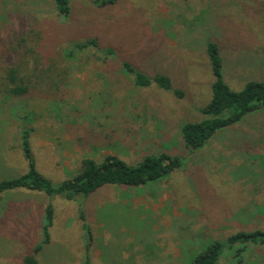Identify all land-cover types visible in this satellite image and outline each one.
<instances>
[{
    "label": "rangeland",
    "instance_id": "obj_1",
    "mask_svg": "<svg viewBox=\"0 0 264 264\" xmlns=\"http://www.w3.org/2000/svg\"><path fill=\"white\" fill-rule=\"evenodd\" d=\"M101 1L71 0L63 19L52 0H0V181L26 170L23 128L32 130L37 169L56 185L77 174L84 158L101 164L114 155L135 165L155 153L182 157V167L160 183L109 186L80 198L94 238L92 264H192L213 240L264 230V112L217 132L198 151L186 148L180 131L203 119L212 98L209 41L219 47L232 90L264 82V0ZM94 38L118 62L168 76L184 97L138 88L117 61L103 64L92 52L67 59L73 43ZM13 66L30 77L26 96L4 93ZM20 191L0 195V264H23L41 242L50 201L51 242L39 264H81L78 204ZM23 203L27 222L17 216ZM218 264L239 263L230 254ZM240 264H264V245H248Z\"/></svg>",
    "mask_w": 264,
    "mask_h": 264
},
{
    "label": "trees",
    "instance_id": "obj_2",
    "mask_svg": "<svg viewBox=\"0 0 264 264\" xmlns=\"http://www.w3.org/2000/svg\"><path fill=\"white\" fill-rule=\"evenodd\" d=\"M52 1L55 11L61 18L70 17L71 0ZM119 1L102 0L99 4L101 7L113 6ZM86 52H92L93 57L103 64H108L111 60L117 61L115 51L111 48L101 47L96 38L82 43H73L66 52V57L69 60H74L78 54ZM206 53L215 77L211 87L212 98L201 110L204 116L202 120L185 123L180 129L184 145L192 151L203 149L217 132L236 126L250 115L264 112V82L251 81L242 90L234 91L224 80V64L218 45L209 41L206 44ZM118 65L119 72L131 78L138 88H149L156 85L163 91L171 92L177 98L184 97V92L174 88L172 80L166 75L156 74L151 77L127 61H120ZM7 71L6 80L11 86L6 87L4 93L7 96L15 97L28 95L30 88L25 83L26 79L30 77L21 78L19 68L14 66L9 67ZM31 132L32 130L24 128L20 132L21 150L27 162V171L15 178L1 180L0 195L23 189L43 193L51 199L58 196L76 202L82 230L86 235L85 254L81 264H92L90 249L94 238L92 230L86 222L84 202L80 198H84L86 201L99 190L109 186L139 188L157 184L171 176L183 165L182 157L167 153L146 155L135 165L128 164L114 155L107 156L101 164L92 158H84L77 174L56 185L37 169L30 142ZM54 219L55 208L50 201L45 208L41 229L43 239L34 247L30 255L24 257L23 264H39L38 256L51 242L50 229L54 224ZM248 245H264V230L241 231L229 236L226 240H213L194 256L192 264H218L222 258L230 254L233 260L240 264L243 262Z\"/></svg>",
    "mask_w": 264,
    "mask_h": 264
},
{
    "label": "crops",
    "instance_id": "obj_3",
    "mask_svg": "<svg viewBox=\"0 0 264 264\" xmlns=\"http://www.w3.org/2000/svg\"><path fill=\"white\" fill-rule=\"evenodd\" d=\"M9 167H11V166H9ZM27 171V166H26V170L25 171H16L15 170V174H17V176H20V175H22V174H24L25 172ZM16 176V177H17ZM21 191V193L23 194V192H29V191H26V190H22V189H20ZM16 192H18L19 190H15ZM15 191H13V192H15ZM10 193H12V191L10 192ZM10 193H5V194H10ZM4 194V193H3ZM47 205V204H46ZM19 210H20V212H18V214H17V216L19 217V218H22V220H25L26 222H27V220L29 219V217H31V210L29 209V206L27 205V204H22V205H20V208H19ZM44 212H45V209H44ZM2 216V214H1V212H0V217Z\"/></svg>",
    "mask_w": 264,
    "mask_h": 264
}]
</instances>
